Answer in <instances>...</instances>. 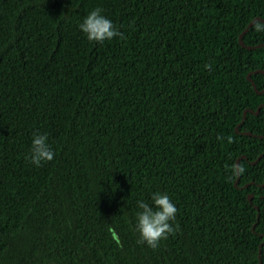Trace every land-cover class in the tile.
I'll list each match as a JSON object with an SVG mask.
<instances>
[{
	"label": "trees",
	"instance_id": "1",
	"mask_svg": "<svg viewBox=\"0 0 264 264\" xmlns=\"http://www.w3.org/2000/svg\"><path fill=\"white\" fill-rule=\"evenodd\" d=\"M93 7L122 36L88 41ZM256 70L264 0H0V264H264ZM156 190L179 228L151 248Z\"/></svg>",
	"mask_w": 264,
	"mask_h": 264
},
{
	"label": "clouds",
	"instance_id": "2",
	"mask_svg": "<svg viewBox=\"0 0 264 264\" xmlns=\"http://www.w3.org/2000/svg\"><path fill=\"white\" fill-rule=\"evenodd\" d=\"M77 27L88 41L96 43L122 36L113 20L105 15L100 7L91 8ZM53 157L54 151L48 142L47 133L33 131L25 159L33 165L40 166L42 162L50 161ZM136 209L134 230L138 233L139 240L151 248L158 247L162 239L179 228L178 224L174 227L171 223L175 221L177 208L166 191H153L150 202L144 199L137 200Z\"/></svg>",
	"mask_w": 264,
	"mask_h": 264
},
{
	"label": "water",
	"instance_id": "3",
	"mask_svg": "<svg viewBox=\"0 0 264 264\" xmlns=\"http://www.w3.org/2000/svg\"><path fill=\"white\" fill-rule=\"evenodd\" d=\"M259 19H261V18L258 17V18H256V19H254V20L249 24V26L244 30V32L242 33V35H241V43H242L243 45H244V41H243L242 36L244 35V33H246V32L250 29V27L253 25V23H254L256 20H259ZM247 47L251 48V46H247ZM255 72H264V70H256ZM248 78H249L250 80H252V79H251V74L248 75ZM253 85H254L255 89H257V88H256V84H255L254 82H253ZM263 91H264V90H263ZM259 110H260V107H259V109H258L257 111H253L252 109H246V110H245V113H244V119H245L246 114H247L248 111L258 113ZM239 126H240V124L238 125V127H239ZM238 127H237V129H238ZM251 197H252V194L249 195V198H250V199H251Z\"/></svg>",
	"mask_w": 264,
	"mask_h": 264
}]
</instances>
